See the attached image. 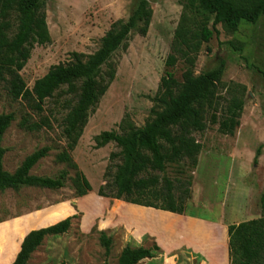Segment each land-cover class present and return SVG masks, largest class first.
<instances>
[{
  "label": "rangeland",
  "instance_id": "1",
  "mask_svg": "<svg viewBox=\"0 0 264 264\" xmlns=\"http://www.w3.org/2000/svg\"><path fill=\"white\" fill-rule=\"evenodd\" d=\"M139 1L45 0L50 42L31 51L20 72L26 86L32 88L52 65L70 61L73 52L94 53L111 24L127 20ZM147 1L153 14L146 35H132L127 47L114 54L115 78L71 152L72 160L92 187L85 196H75V171L56 161L57 154L65 148L62 128L69 95L54 94L45 100L42 112L36 113L24 100H13L0 83V114L14 116L2 140L6 151L3 169L13 173L25 157L49 147L48 155L30 170V175L55 177L62 170L68 173L64 187L58 190L22 187L0 192V264H9L19 242L33 226L29 221L24 224L25 219L33 221L32 215L46 211L51 212L39 216L34 225L47 227L71 217L70 227L65 234L47 236L28 264H116L121 249L128 243L129 232L136 234L139 230L136 241L143 239L140 244L144 247L156 245L159 250L154 252V258L160 257L161 261L176 257L183 264H229L227 227L264 217V16L254 24L241 22L233 33L217 26L196 60V75L223 64V86L245 87L240 124L234 134H221L217 125H208L205 131L194 133L201 145L197 166L190 168L185 162L168 164L164 172L171 180L190 179L185 214L211 222L209 229L201 231L169 212L98 196V188L120 163V157L110 155L120 150L114 143L97 149L94 137L104 131L121 133L119 123L125 116L136 127L144 125L164 73V61L183 2ZM181 72L178 64L175 76L180 78ZM220 95L227 97L226 90L221 89ZM23 120L41 128H22ZM44 121L49 127L41 124ZM100 231L112 238L109 254L99 242ZM201 232H207L206 241Z\"/></svg>",
  "mask_w": 264,
  "mask_h": 264
},
{
  "label": "trees",
  "instance_id": "2",
  "mask_svg": "<svg viewBox=\"0 0 264 264\" xmlns=\"http://www.w3.org/2000/svg\"><path fill=\"white\" fill-rule=\"evenodd\" d=\"M44 7L45 0H0V83L13 100H24L36 113L42 112L45 100L54 94L69 95L62 128L65 148L57 154L56 161L75 171L72 187L76 197H83L92 187L72 160L71 152L90 114L115 78L114 54L127 47L132 35H146L153 11L147 0H140L127 20L111 24L94 53H71L70 61L52 65L29 89L20 72L33 48L50 42ZM261 16H264V0H183L170 51L164 61V73L144 125L136 127L125 116L119 123L121 133L104 131L94 137L97 149L114 143L120 150L110 155V158L120 157V163L110 179L100 185L98 196L172 214L186 213L191 181L171 180L164 175L166 166L185 162L195 168L201 145L194 133L205 131L208 125H217L219 133L232 136L240 124L245 92L242 85L223 86V64L196 75L197 57L217 26L233 33L241 22L254 24ZM178 64L182 66L180 78L174 73ZM221 89L226 90L227 97L220 95ZM13 120L11 113L0 114V192L17 191L22 187L63 188L68 176L65 170L55 177L30 175V170L48 155L49 147L37 149L25 157L13 173L3 169L6 151L2 140ZM41 124L49 127L47 121ZM20 126L30 131L41 128L39 124H28L24 120ZM70 221L71 217H67L27 233L11 264H28L43 239L65 234ZM99 242L109 254L112 238L100 231ZM227 249L229 264H264V217L229 225ZM158 250L156 245L131 247L126 244L116 264H138L156 257L154 252Z\"/></svg>",
  "mask_w": 264,
  "mask_h": 264
},
{
  "label": "crops",
  "instance_id": "3",
  "mask_svg": "<svg viewBox=\"0 0 264 264\" xmlns=\"http://www.w3.org/2000/svg\"><path fill=\"white\" fill-rule=\"evenodd\" d=\"M141 207V206H140ZM49 212H51V211H46V212H42V213H40V214H38V213H36L35 215H32V217H33V221L30 219V218H28V219H25V221H24V224H26L27 225V222L29 221L30 223H29V225H33L32 227H30V229L26 232V234L27 233H29L30 231H32V230H37V229H40V228H45L46 226H41V225H34V224H36L37 223V218L40 216V217H42L43 216V214H47V213H49ZM173 216H176L175 217V219H177V220H179L180 221V218H181V220H183V221H185L186 223H189V224H192V225H195V226H197V227H199L200 229H201V231H205V230H208L209 229V226H210V223L211 222H209V221H206V220H204L203 218H197V217H190L188 214L186 215V214H183V215H178V214H173ZM133 220V219H132ZM133 222H135V223H137L138 224V222L139 221H137V220H133ZM140 223V222H139ZM52 224H55V223H52ZM48 227V226H47ZM205 229V230H204ZM140 232V230L139 231H137V233L135 234V232L134 231H130L129 232V234H128V237H127V244L128 245H130L131 247H139V246H141V244H140V242H142V240L143 239H140V241L139 242H137L136 240H139V235H138V233ZM190 232V235H192V237L194 238L195 236H194V234H193V231H189ZM25 234V235H26ZM138 235V236H137ZM200 236L204 239V241H206L208 238V234H207V232H201L200 233ZM25 237V236H24ZM23 237V238H24ZM47 237V236H46ZM45 237V238H46ZM45 238L43 239V240H45ZM23 240V239H22ZM22 240L19 242V244H18V246H17V248H16V250H15V253H14V255H13V257H12V259H11V261L9 262V264H11L12 262H13V260H14V258H15V256H16V254H17V252L19 251V247H20V244H21V242H22ZM172 259H168L167 260V258H165L164 260H162L161 261V258L160 257H158V258H151V259H144V260H142L141 262H139L138 264H183V261H181L179 258H176V257H171ZM208 258V257H207ZM193 263V262H192ZM198 264H200V263H198Z\"/></svg>",
  "mask_w": 264,
  "mask_h": 264
}]
</instances>
